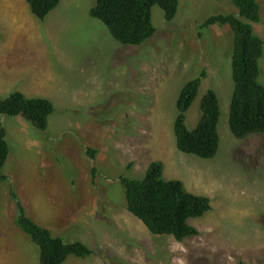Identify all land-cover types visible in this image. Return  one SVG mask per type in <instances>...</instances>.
<instances>
[{
	"label": "rangeland",
	"instance_id": "obj_1",
	"mask_svg": "<svg viewBox=\"0 0 264 264\" xmlns=\"http://www.w3.org/2000/svg\"><path fill=\"white\" fill-rule=\"evenodd\" d=\"M258 1L262 19L253 26L264 40ZM95 3L61 0L41 20L26 0H0V99L21 91L55 106L47 131L0 114L10 145L9 179L0 181V264H40L38 245L17 223L14 195L38 225L94 252L64 264H264V133H232L234 32L201 28L213 15L237 13L233 0H180L172 21L154 6L157 31L140 46L119 43L91 16ZM260 65L264 83V57ZM203 72L187 125H198L201 100L215 90L221 142L212 159L180 151L175 135L180 92ZM156 161L164 179L211 198V210L189 221L198 236L156 235L127 210L118 178H144Z\"/></svg>",
	"mask_w": 264,
	"mask_h": 264
},
{
	"label": "trees",
	"instance_id": "obj_2",
	"mask_svg": "<svg viewBox=\"0 0 264 264\" xmlns=\"http://www.w3.org/2000/svg\"><path fill=\"white\" fill-rule=\"evenodd\" d=\"M33 14L41 20L56 9L61 0H26ZM92 17L101 20L113 37L122 44L140 46L150 40L157 28L153 21V8L160 6L168 21L178 14L180 0H95ZM237 13L218 14L209 17L201 28L212 25H230L235 36L232 58L234 90L230 106L229 123L238 138L264 133V83L261 81L260 62L264 57V40L255 33L254 23L261 22V5L258 0H233ZM206 76L189 80L183 86L177 100L175 135L180 151L212 159L217 156L221 134L219 129L222 110L217 92L209 89L201 100L202 117L198 125L189 129L187 113L196 100ZM55 112L54 103L45 97H28L14 91L0 99V114L24 116L38 129L47 131L49 118ZM95 159L96 151L87 148ZM10 155L7 131L0 127V181L8 180L3 172ZM99 172L93 167V177ZM161 161L149 165L144 178L120 176L124 187L127 210L140 219L156 235H172L178 241L198 236L199 230L190 220L203 217L211 210V198L187 190L182 180H166ZM17 223L40 249V264H64L71 256L86 258L93 250L81 241L67 242L27 216L19 198Z\"/></svg>",
	"mask_w": 264,
	"mask_h": 264
}]
</instances>
